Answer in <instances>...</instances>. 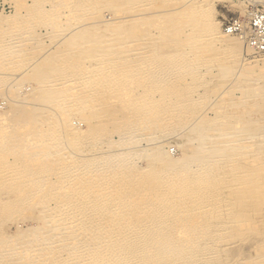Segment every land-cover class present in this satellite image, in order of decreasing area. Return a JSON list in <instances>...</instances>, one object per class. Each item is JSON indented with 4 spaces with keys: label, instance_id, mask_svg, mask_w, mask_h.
I'll return each mask as SVG.
<instances>
[{
    "label": "rangeland",
    "instance_id": "1",
    "mask_svg": "<svg viewBox=\"0 0 264 264\" xmlns=\"http://www.w3.org/2000/svg\"><path fill=\"white\" fill-rule=\"evenodd\" d=\"M37 3V0H0V41L4 43L5 40V43H2L3 46H0V136L3 137H0V142L8 145L12 143V145H9L11 148L9 150L10 153L8 151L0 158V187L3 188H0V211L4 209L7 211V209L10 208V210L8 209L9 212H5L8 216L4 217V219H8V217L9 219L0 221V250L4 252L6 249V252H8L11 251L9 249L10 247L13 249V251L9 252L12 253L9 254L11 259L6 260H9L8 262L11 264H49L51 260H53L51 264H55V261L60 264L62 260L59 259L66 258L65 256L70 253L78 256L82 250L83 252L80 256H84L90 254V251L95 248L102 251V245L105 247L108 241L103 230L112 229L108 227L110 224H116L117 214L121 212L120 215L130 216L127 221L128 224L136 225V222L138 224L142 222L140 221L142 217H140L141 214L139 215L138 213L137 215L136 213L131 215L128 209L122 208V205L123 207H127L131 204L132 197L135 196L134 194L142 196L145 194L144 197L147 198L152 194L158 195L154 190L156 188L155 185H152L153 181L151 178L154 177L158 179L160 173L154 170L152 165H149L147 156H153L161 161L162 159L156 155V152L161 150L167 153L174 161L182 160L187 149L191 150L190 152H195V150L194 147H190L189 144H184L185 141L184 138L181 139V133L187 134L189 132L198 131V125H200L203 120H207L210 123L207 124L208 126L204 124L203 127H211L208 133L219 135V137L215 139L212 138L211 140L214 142V149L216 148L215 150H217V152H215L217 154V159L219 158V166L213 175H218L219 178L221 177V185L222 188H224L219 192L220 195L218 194V200L222 202L221 208L223 209L218 210H222L220 221L215 219V222L218 223L217 228L220 226L224 230L220 228L217 229L215 227L216 225L213 224L214 226L212 225L210 228L215 231L213 232V230H210L211 232L209 233L211 238H215H212L213 240L211 239V241H214L210 242L211 248L218 247L215 248V250L218 251L217 255L216 252H214L216 257L214 264H264V188H262L264 187V50L258 49L256 45H251V42H256L261 39L264 44V30L257 31L251 28L252 25L249 23V15L254 12H264V0H39V3ZM33 8L36 11H34ZM46 13L49 16H47ZM112 16L114 18H112ZM245 21H249L248 25ZM238 22L245 23L246 31L243 33L239 30L229 32V28L237 26ZM219 34L224 36V40H220L216 37ZM16 37L17 39L19 37V39L17 40ZM238 39L241 40L242 44H239ZM6 40H9V42ZM15 55H17L19 59L16 58L17 56L15 57ZM182 61L188 65H185V67L187 66L186 68L178 70V66L176 69L172 66V63L177 65L182 63ZM160 63L166 64L164 70L168 72L171 71L169 73L173 72L167 75L169 80H167V83L164 82V84H159L157 82L153 83L150 78L152 69H158L163 65ZM95 73H97L96 76ZM197 83L200 84L197 85ZM151 85L155 86V88ZM188 86H190L192 90L189 93V99H193L196 103H191L190 105L187 102L186 105L183 106L185 109L183 108L181 110V108H175L169 113L166 112L165 108L167 107H163L164 109L156 107V103H159L162 95H168V93L170 94L169 96L186 94L187 92L185 93L182 90L190 88ZM176 87H178V89H183L175 92L174 90H176ZM45 89L47 90L45 91ZM201 95L202 97H200ZM141 96H147L149 99L146 98L144 102H139ZM134 99L138 100L134 101ZM108 100L110 102H107ZM148 100L149 102L151 101L150 104ZM156 100L159 101L156 102ZM125 102H127V104ZM144 103L146 105L143 106ZM151 104L153 105L152 108ZM145 106L149 108L147 109ZM190 106H192L191 109ZM155 107L156 110L154 109ZM66 114H68V116ZM156 116H158L157 120ZM153 117L159 122L158 124L154 121ZM169 118H171V120ZM35 120H37L38 123L35 122ZM145 120H148L150 123L148 122L143 126L140 121ZM87 122H92L90 124L93 125L96 130V137L94 135L90 138L91 134H88L86 131ZM19 124L21 127L18 126ZM134 126H136L135 129H130ZM194 128L196 130L190 131ZM80 133L84 134L83 141L77 140V135ZM161 134L163 135L161 136ZM124 136L129 138L127 142H122L123 140L121 139ZM93 138L95 141H93ZM182 140L184 142H182ZM117 141L119 142L117 143ZM203 144L205 148H213L207 141L203 142ZM62 148H64V151ZM19 149L20 151H17ZM22 149L24 151H22ZM114 149L115 151L123 152L130 150L131 152L138 151L137 153L139 155L145 150L144 153L146 156L142 158V156L140 157L138 155L134 157V160L130 161L127 168L125 167L123 170L121 168L120 173L122 176L126 175V178L122 179L118 177L119 179L116 178L117 181L112 185L109 181L105 182L103 179L100 170L101 167L99 168L97 165V167L94 168L93 164L95 161L98 163L97 157L100 158L99 155L102 154V151ZM81 150H83V152ZM215 150L209 151V153H213ZM73 151H75V153ZM95 151L98 155H96L97 153ZM64 152L66 155L64 154L63 157L61 155ZM14 154H20L25 161L21 159V162L17 165L14 163ZM5 155H9L8 158H6L7 156ZM37 155H40L41 158ZM46 156L49 159L43 160ZM71 157L72 160H70ZM12 158H14V162ZM34 158H36L37 163H35ZM32 159H34V163H32ZM27 160L29 162L28 166H34L33 170L37 173L33 172L31 174L27 171L29 170V167L26 165V163L28 164V162H26ZM79 161H81L82 164ZM92 161L94 162L92 163ZM154 162L155 161H152V163ZM164 162L165 161L162 160L161 165L158 166H164L162 164ZM23 165H26L28 169L25 168L23 170ZM96 169L97 173L95 172ZM48 171L49 173L47 174ZM44 172L45 174H43ZM83 172L86 175H84ZM98 173L99 176L96 175ZM51 174L55 177L53 175L51 176ZM76 174L78 179H76V177L74 178ZM121 174H119V176H121ZM131 174L134 179L139 177L136 179V184L130 181L131 177L128 178ZM41 178L46 183L42 181ZM16 179L17 181H15ZM100 179L103 180L100 182ZM96 181L99 184L98 186ZM118 181L121 182V184ZM122 181H124V186ZM54 184L56 186H54ZM114 188H117V190ZM50 190L53 193L49 192ZM255 193L257 194L254 195ZM92 196H94L95 199ZM108 197L113 200L114 198L120 197L119 202L121 203L122 200L123 203H119L113 208V202L110 201L106 203V201L109 200ZM25 198L28 201L26 203ZM81 198L85 201L87 200L86 202L89 204L85 203ZM93 199L98 201L95 203ZM105 199L106 201L104 202ZM19 200L22 203H20ZM256 202L258 204H256ZM97 203H99V205ZM70 204H75V206H71ZM79 204L82 207H80ZM90 204L91 209L89 206ZM22 205L25 206V208H23ZM118 205L120 209H117ZM12 206H14V208ZM63 206L70 208V210H64L65 215L61 210ZM93 206H95V208ZM109 207L110 209H108ZM49 209L52 210V212ZM93 209L98 213L94 212ZM80 210H82V212H80ZM108 210H110L112 216L110 212H107ZM112 210L114 211L113 213ZM54 211H56V213H54ZM61 211L62 213H60ZM90 211L94 213L92 215L91 212V216ZM202 211L204 213V208ZM78 212L80 213L78 214ZM200 212H195V214H190L189 212L185 213L184 217H180V219L175 218V220H171V222H173V225L178 223L175 226L182 231L187 229L185 231L187 233L189 229L194 227L196 232H201L203 234V225L210 222L212 224L214 219L212 221L204 219L206 218L205 215L202 213L200 214ZM48 213L50 215L57 214L56 216H59L60 218H58L60 220L57 218V221L56 217L54 221L53 218L50 220ZM71 213L73 218H70ZM75 213L77 215H75ZM95 213L98 216H96ZM67 214L68 216H66ZM81 214H83V217ZM88 215L91 217V220ZM202 215L204 218L201 217ZM133 216H135L134 219ZM196 216H198L197 219L195 218ZM92 217H94V219ZM75 220L77 221L75 222ZM55 221L58 225H56ZM68 221L70 223L66 225L65 223ZM71 221L75 225L71 224ZM91 221L93 222L92 224ZM100 221H102L101 224ZM109 221L110 224H108ZM191 221H193V223ZM97 222H99V224ZM84 223L90 225L87 226L85 224L84 226ZM59 224H61L60 227ZM63 224L66 225L67 228L66 226L64 227ZM222 224L224 226H222ZM2 225H4V227H2ZM76 225H83L82 230L78 231ZM105 227H107V229ZM94 228L96 230H94ZM216 229L218 232L219 230L222 232L217 234ZM41 231L42 237L40 234ZM62 231L67 233L63 234ZM71 231H74V233ZM31 232L38 235L35 237V240L31 237L33 235ZM91 232H94L92 235L93 238L92 236L89 237V235L92 234ZM112 232L114 233L113 230ZM115 232H117L116 229ZM215 232L216 234H214ZM205 234H203L204 237L202 235L200 237H207L208 234ZM213 234L215 237L212 236ZM20 239H22L23 242H21ZM29 239H33V242L31 241V244L29 243L28 246H25L24 241H26L25 243L30 242ZM43 239H47V242H49L52 247L46 245V247L43 248L41 245L42 241L44 242ZM67 239H69V241ZM12 241L13 244L11 243ZM75 243H79V245ZM36 244H39L40 247L38 246V248H36ZM70 245L71 248L69 247ZM23 246L25 248L28 247V250L25 249L26 251L32 250V254H30V252L25 253V250L23 252L20 251V247L24 248ZM84 246L89 247H86L88 250ZM221 247L222 249H220ZM55 248L59 251L57 252ZM76 248L80 249L77 250ZM214 248H212V250ZM37 249L42 250L40 251V259L34 261V252H36ZM21 252L22 256L20 255ZM37 253L39 254V251L36 252V255ZM18 255L21 259L17 257ZM55 255L57 257H54ZM93 256V253L87 258L85 256L83 261L86 263H82L95 264ZM24 257L28 258L25 259ZM74 257L76 258V256ZM100 257V255H97V262L101 261ZM76 259L81 260L82 258ZM147 261L153 264L152 259ZM148 263L144 262V264Z\"/></svg>",
    "mask_w": 264,
    "mask_h": 264
},
{
    "label": "bare ground",
    "instance_id": "2",
    "mask_svg": "<svg viewBox=\"0 0 264 264\" xmlns=\"http://www.w3.org/2000/svg\"><path fill=\"white\" fill-rule=\"evenodd\" d=\"M38 1V3H39V0H37ZM57 1V0H56ZM49 2V1H48ZM64 2V1H63ZM96 2V1H95ZM145 2V1H144ZM37 3V4H38ZM58 3V2H57ZM134 3V2H133ZM140 3V2H139ZM25 4V3H24ZM73 4V3H72ZM198 4V3H197ZM36 5V4H35ZM44 5H45V3H44ZM55 5V4H54ZM58 5V4H57ZM134 5V4H133ZM37 6V5H36ZM60 6V5H59ZM131 6H132V3H131ZM147 6V5H146ZM34 7V6H33ZM52 7V6H51ZM65 7V6H64ZM197 7V6H196ZM199 7V6H198ZM39 8V7H38ZM50 8V7H49ZM60 9V8H59ZM198 9V8H197ZM31 10V9H30ZM33 10H34V8H33ZM47 10V9H46ZM70 10V9H69ZM205 10H206V8H205ZM28 11V10H27ZM34 11H36V10H34ZM40 11V10H39ZM57 11H59V10H57ZM200 11V10H199ZM29 12V11H28ZM41 12V11H40ZM49 12V11H48ZM69 12V11H68ZM195 12H197V11H195ZM193 13V12H192ZM41 14V13H40ZM53 14V13H52ZM59 14H61V13H59ZM70 14V13H69ZM19 15V14H18ZM46 15H47V13H46ZM113 15V14H112ZM47 16H49V15H47ZM77 16V15H76ZM26 17V16H25ZM37 17V16H36ZM51 17V16H50ZM53 17V16H52ZM114 17H115V15H114ZM113 16H112V18H114ZM4 18V17H3ZM44 18V17H43ZM55 18V17H54ZM2 19V18H1ZM5 19H6V17H5ZM46 20V19H45ZM73 20V19H72ZM30 21V20H29ZM38 21V20H37ZM62 21H64V20H62ZM67 21V20H66ZM27 22V21H26ZM69 23V22H68ZM3 24V23H2ZM8 24V23H7ZM14 25V24H13ZM113 25H115V24H113ZM8 26V25H7ZM72 26V25H71ZM74 26V25H73ZM2 27H3V25H2ZM22 28V27H21ZM72 29V28H71ZM6 30V29H5ZM4 30V31H5ZM21 32H22V30H21ZM55 32V31H54ZM21 34V33H20ZM3 35H5V34H3ZM2 35V36H3ZM213 35V34H212ZM46 36V35H45ZM113 36V35H112ZM233 36V35H232ZM9 37V36H8ZM14 37V36H13ZM12 37V38H13ZM215 37V36H214ZM218 39H220V40H224L223 38H224V36L223 35H217L216 36ZM216 37H215V39H216ZM37 38V37H36ZM6 39V38H5ZM16 39H17V37H16ZM18 39H19V37H18ZM17 39V40H18ZM22 39V38H21ZM24 39V38H23ZM46 39V38H45ZM34 40H35V38H34ZM6 41H8L9 42V40H6ZM10 41H12V40H10ZM238 41H239V44H242V42H241V40H239L238 39ZM1 42V41H0ZM7 42V43H8ZM13 42V41H12ZM197 42V41H196ZM2 43L3 42H1V45L0 46H3L2 45ZM4 43H5V40H4ZM3 43V44H4ZM11 43V42H10ZM14 43H16V42H14ZM19 43H20V41H19ZM32 43V42H31ZM100 43V42H99ZM194 43V42H193ZM192 43V44H193ZM68 44V43H67ZM156 44V43H155ZM68 46V45H67ZM5 48V47H4ZM14 48V47H13ZM8 49V48H7ZM15 49V48H14ZM20 49V48H19ZM5 50V49H4ZM9 50V49H8ZM10 50H11V48H10ZM231 50V49H230ZM1 51V50H0ZM7 51V50H6ZM74 51V50H73ZM86 51V50H85ZM137 51V50H136ZM16 52V51H15ZM72 52V51H71ZM75 52V51H74ZM4 53V52H3ZM68 53V52H67ZM114 53V52H113ZM172 53V52H171ZM236 53V52H235ZM2 54V53H1ZM62 54V53H61ZM20 55V54H19ZM55 55V54H54ZM60 55V54H59ZM171 55H173V54H171ZM220 55V54H219ZM6 56V55H5ZM17 55H15V57H16ZM65 56H66V54H65ZM71 56V55H70ZM69 56V57H70ZM56 57V56H55ZM68 57V58H69ZM96 57V56H95ZM124 57V56H123ZM131 57V56H130ZM200 57V56H199ZM16 58H18V56L16 57ZM54 58V57H53ZM67 58V57H66ZM72 58V57H71ZM209 58V57H208ZM19 59V58H18ZM65 59V58H64ZM86 59V58H85ZM162 59V58H161ZM202 59V58H201ZM210 59V58H209ZM219 59V58H218ZM53 60H56V59H53ZM61 60V59H60ZM66 60V59H65ZM166 60V59H165ZM203 60V59H202ZM204 60H207V59H204ZM212 60V59H211ZM253 60H255V59H253ZM6 61V60H5ZM4 61V62H5ZM67 61V60H66ZM140 61V60H139ZM171 61V60H170ZM3 62V63H4ZM48 62V61H47ZM65 62V61H64ZM162 62V61H161ZM164 62V61H163ZM252 62V61H251ZM251 62H250V64H251ZM54 63V62H53ZM125 63V62H124ZM165 63H166V61H165ZM171 63V62H170ZM169 63V64H170ZM209 63V62H208ZM245 63V62H244ZM46 64V63H45ZM60 64V63H59ZM65 64H67V63H65ZM109 64V63H108ZM113 64V63H112ZM127 64V63H126ZM130 64V63H129ZM160 64H163V63H160ZM174 64V65H173ZM203 64V63H202ZM2 65V64H1ZM115 65H117V64H115ZM123 65V64H122ZM166 64H163L160 68H158V69H152V71H151V79H152V81H153V83H155V82H157V83H159V84H161V83H163L164 84V82L165 83H167V80H169V78H167V75H170V74H172V73H169V72H171V71H167V70H164L165 69V66ZM185 65H187V64H185V62L184 61H182V63H179V64H177V65H175V63H172V66H174V68L176 69V67L178 66V70H181V69H184V68H186L185 67ZM190 65V64H189ZM252 65V64H251ZM5 66V65H4ZM7 66V65H6ZM46 66V65H45ZM53 66V65H52ZM91 66V65H90ZM120 66V65H119ZM170 66H171V64H170ZM170 66H168V67H170ZM3 67V66H2ZM106 67V66H105ZM113 67V66H112ZM134 67V66H133ZM202 67V66H201ZM94 68V67H93ZM92 68V69H93ZM115 68H116V66H115ZM114 68V69H115ZM120 68H121V66H120ZM123 68V67H122ZM140 68V67H139ZM143 68H145V67H143ZM150 68V67H149ZM4 69V68H3ZM102 69V68H101ZM134 69V68H133ZM62 70V69H61ZM135 70H137V69H135ZM146 70V69H145ZM144 70V71H145ZM150 70H151V68H150ZM1 71V70H0ZM96 71H97V69H96ZM115 71V70H114ZM125 71V70H124ZM128 71V70H127ZM139 71V70H138ZM185 71V70H184ZM103 72V71H102ZM121 72V71H120ZM162 72V73H161ZM88 73V72H87ZM94 73V72H93ZM108 73V72H107ZM115 73V72H114ZM119 73V72H118ZM130 73V72H129ZM149 73V72H148ZM180 73V72H179ZM184 73V72H183ZM191 73V72H190ZM79 74V73H78ZM82 74V73H81ZM85 74V73H84ZM96 74L97 73H95V76H96ZM112 74V73H111ZM60 75V74H59ZM90 75H92V74H90ZM100 75V74H99ZM135 75V74H134ZM87 76V75H86ZM98 76V75H97ZM145 76H146V74H145ZM166 76V77H165ZM180 76H182V75H180ZM185 76V75H184ZM195 77V76H194ZM196 77H197V75H196ZM50 78V77H49ZM84 78V77H83ZM90 78V77H89ZM132 78V77H131ZM200 78H202V77H200ZM200 78H198V79H200ZM1 79V78H0ZM81 79V78H80ZM86 79V78H85ZM84 79V80H85ZM126 79V78H125ZM150 79V80H151ZM197 79V80H198ZM72 80H73V77H72ZM77 80H78V78H77ZM109 80V79H108ZM205 80V79H204ZM89 81V80H88ZM151 81V82H152ZM203 81V80H202ZM71 82V81H70ZM117 82V81H116ZM136 82V81H135ZM134 82V83H135ZM138 82V81H137ZM89 83V82H88ZM97 83V82H96ZM113 83V82H112ZM120 83V82H119ZM141 83V82H140ZM139 83V84H140ZM156 83V84H157ZM178 83V82H177ZM194 83V82H193ZM61 84V83H60ZM90 84V83H89ZM101 84H102V82H101ZM198 84H200V83H197V85ZM118 85V84H117ZM136 85V84H135ZM183 85H185V84H183ZM194 85V84H193ZM196 85V84H195ZM45 86V85H44ZM47 86V85H46ZM57 86V85H56ZM137 86V85H136ZM146 86V85H145ZM144 86V87H145ZM152 86V85H151ZM165 86V85H164ZM50 87V86H49ZM51 87H53V86H51ZM91 87V86H90ZM116 87V86H115ZM152 87H154L155 88V86H152ZM152 87H151V89H152ZM187 87V86H186ZM188 87H190V86H188ZM1 88V87H0ZM36 88V87H35ZM39 88V87H38ZM47 88V87H46ZM58 88V87H57ZM94 88H96V87H94ZM195 88V87H194ZM147 89V88H146ZM180 89H183V88H179L178 89V87H176V90H174L175 92H178V90H180ZM185 89V88H184ZM47 89H45V91H46ZM94 90H96V89H94ZM93 90V91H94ZM137 90V89H136ZM159 90V89H158ZM33 91V90H32ZM44 91V90H43ZM44 91V92H45ZM50 91V90H49ZM147 91V90H146ZM173 91V92H174ZM183 92H187L186 94H182V95H179V94H176V96H169L170 94L168 93V95H162L161 96V99H160V101L159 100H156V102L157 101H159V103L157 102L156 103V107H158V108H161V109H164L163 107H167V108H165L166 109V112H171V111H173V109H175V108H181V110L184 108L183 106L184 105H186V103L188 102L190 105H191V103L193 104V103H196L193 99H189V96H190V92L192 91L191 90V87L190 88H187L186 90H182ZM97 92V91H96ZM61 93V92H60ZM143 93H144V91H143ZM195 93V92H194ZM200 93V92H199ZM56 94V93H55ZM155 94V93H154ZM61 95V94H60ZM135 95V94H134ZM143 95V94H142ZM145 95V94H144ZM200 95V94H199ZM203 95V94H202ZM202 95L200 96V97H202ZM139 96V95H138ZM137 96V97H138ZM154 96V95H153ZM205 96V95H204ZM239 96V95H238ZM65 97V96H64ZM136 97V96H135ZM199 97V98H200ZM52 98V97H51ZM60 98V97H59ZM140 98V97H139ZM146 98H148L149 99V97H147V96H141V98H140V101L139 102H144V100L146 99ZM153 98V97H152ZM194 98V97H193ZM52 99H54V98H52ZM42 100V99H41ZM136 100H138V99H136ZM135 99H134V101H136ZM97 101V100H96ZM56 102V101H55ZM107 102H110L109 100L107 101ZM124 102V101H123ZM123 102H122V104H123ZM128 102V101H127ZM127 102H125L126 104H127ZM129 102H130V100H129ZM148 102H149V100H148ZM45 103V102H44ZM136 103V102H135ZM151 103V101L149 102V104ZM152 103H154V102H152ZM47 104V103H46ZM108 104V103H107ZM131 104H132V102H131ZM148 104V103H147ZM18 105V104H17ZM62 105H64V104H62ZM140 105V104H139ZM142 105V104H141ZM144 105H146L145 103L143 104V106ZM152 105V104H151ZM155 105V104H154ZM243 105H244V103H243ZM97 106V105H96ZM132 106V105H131ZM130 106V107H131ZM136 106V105H135ZM195 106V105H194ZM33 107V106H32ZM35 107V106H34ZM50 107V106H49ZM58 107V106H57ZM72 107V106H71ZM104 107V106H103ZM106 107V106H105ZM117 107V106H116ZM125 107V106H124ZM126 107H127V105H126ZM146 107V106H145ZM144 107V108H145ZM153 107V105L151 106V108ZM156 107L154 108L155 110H156ZM188 107H189V105H188ZM191 107L192 106H190V109H191ZM115 108V107H114ZM121 108V107H120ZM119 108V109H120ZM138 108V107H137ZM147 108V107H146ZM149 108V107H148ZM147 108V109H148ZM33 109V108H32ZM131 109V108H130ZM138 109H140V108H138ZM160 109V110H161ZM185 109V108H184ZM192 109H194V108H192ZM26 110V109H25ZM24 110V111H25ZM98 110V109H97ZM129 110V109H128ZM144 110V109H143ZM188 110V109H187ZM34 111V110H33ZM102 111H104V110H102ZM111 111V110H110ZM109 111V112H110ZM135 111H136V108H135ZM154 111V110H153ZM94 112V111H93ZM115 112V111H114ZM190 112V111H189ZM51 113V112H50ZM64 113H65V111H64ZM92 113V112H91ZM102 113V112H101ZM158 113V112H157ZM184 113H186V112H184ZM98 114V113H97ZM105 114V113H104ZM120 114H121V112H120ZM164 114V113H163ZM166 114V113H165ZM182 114H183V112H182ZM211 114V113H210ZM23 115V114H22ZM39 115V114H38ZM67 116H68V114H66ZM149 115V114H148ZM152 115V114H151ZM155 115V114H154ZM157 115V114H156ZM166 115H168V114H166ZM261 115V114H260ZM96 116H98V115H96ZM150 116V115H149ZM173 116V115H172ZM14 117V116H13ZM29 117V116H28ZM51 117H52V115H51ZM99 117V116H98ZM157 117L158 116H156V120H157ZM169 117V116H168ZM180 117H181V115H180ZM16 118V117H15ZM48 118V117H47ZM50 118V117H49ZM106 118V117H105ZM164 118V117H163ZM172 118V117H171ZM171 118H169L170 120H171ZM20 119V118H19ZM36 119V118H35ZM153 119H154V117H153ZM166 119V118H165ZM165 119H161V120H165ZM175 119V118H174ZM214 119V118H213ZM23 120H25V119H23ZM26 120H27V117H26ZM30 120V119H29ZM94 120V119H93ZM92 120V121H93ZM117 120V119H116ZM120 120V119H119ZM155 119H154V121L155 122H157ZM169 120V121H170ZM177 120V119H176ZM18 121V120H17ZM45 121V120H44ZM71 121V120H70ZM88 121V120H87ZM90 121V120H89ZM97 121V120H96ZM104 121V120H103ZM160 121V120H159ZM211 121V120H210ZM25 122V121H24ZM27 122V121H26ZM35 122H37V120H35ZM56 122H57V120H56ZM95 122V121H94ZM106 122V121H105ZM144 122V123H143ZM149 121L148 120H145V121H140V123L144 126V124H146V123H148ZM162 122H164V121H162ZM177 122V121H176ZM17 123V122H16ZM15 123V124H16ZM38 123V122H37ZM60 123V122H59ZM58 123V124H59ZM73 123H75V122H73ZM90 123H92V122H90ZM89 122H87V132H88V134H91L90 135V138H92L94 135H95V128H94V126L93 125H91ZM101 123V122H100ZM150 123V122H149ZM159 122H157V124H158ZM161 123V122H160ZM173 123V122H172ZM181 123V122H180ZM208 123H210V122H208L207 120H203V122L200 124V125H198V131H194V132H189V133H187V134H182L181 133V135H182V138L181 139H183L184 138V141L182 140V142H184V144H189V146L190 147H194V150H195V152H190L191 150H189V149H187L186 151V154H184V157H183V159L182 160H179V161H174V160H172L171 158H170V156L167 154V153H164L163 151H161V150H158L157 152H156V155L159 157V158H161L163 161H165L164 163H162L164 166H158V165H161V162H162V160L160 161L159 159H157V158H154L153 156H151V157H149V156H147V158H148V162H149V165H152L153 166V169L154 170H157V172H159L160 174H159V176H158V179H155L154 177H152L151 178V180L153 181V183H152V185L154 186L155 185V188L156 189H154L155 190V192H157L158 193V195H153L152 193V195H150L149 196V198H147V197H144V195L142 196V195H137V194H134L135 196H133L132 197V203L131 204H129L127 207L125 206V207H123V205H122V208L123 209H128V211H129V214H136L137 213V215H138V213H139V215H140V217H141V219H140V221H142V222H140L139 224L136 222V225H137V227H136V225L134 224V225H132V224H128V218H130V216L129 217H127L125 214V216H123V215H120L121 214V212H120V214H117V216H116V224H110V221H109V223L108 224H110L109 225V227L108 228H112V229H108V230H103L104 231V234H105V237H107V239H108V241H107V243L105 244V247L102 245V251H99V250H97L96 248L94 249V250H91L90 252V254H92L93 253V259H95V264H144V262H147L148 263V261L147 260H149V259H152V262H153V264H214L215 262V259H216V257H215V255H214V252H216V255H217V252L218 251H216L215 250V248H218L216 245V247L214 248V247H212V248H214L213 250H212V248H211V243L210 242H214V241H211V239L213 238H211V235L209 234L212 230H211V228L210 227H212V225L214 224V225H216L215 227L217 228L218 226H217V224L218 223H216L215 222V219L216 220H219L220 221V215H221V213H222V208H221V203L222 202H220V200H218L219 199V192H221V190H223L224 188H222V185H221V177L219 178V176L218 175H213L214 174V172L216 171V169H217V167L219 166V161H218V159H217V154L215 153V152H217V150H215L214 149V147H213V144H214V142H212L211 140H212V138H217V137H219V135H216V134H214V135H212V134H209L208 132H210V129H211V127H203V125L205 124V125H207ZM24 124V123H23ZM57 124V123H56ZM77 124V123H76ZM135 124V123H134ZM154 124V123H153ZM174 124V123H173ZM227 124V123H226ZM166 125V124H165ZM177 125V124H176ZM13 126V125H12ZM18 126H20V124L18 125ZM25 126V125H24ZM27 126V125H26ZM85 126V125H84ZM99 126V125H98ZM155 126V125H154ZM208 126V125H207ZM21 127V126H20ZM96 127V126H95ZM135 127L136 126H134V127H131L130 129H135ZM166 127V126H165ZM187 127V126H186ZM8 128V127H7ZM177 128H178V126H177ZM36 129V128H35ZM4 130V129H3ZM2 130V131H3ZM19 130V129H18ZM76 130H78V129H76ZM174 130V129H173ZM178 130H180V129H178ZM193 130H196L195 128L194 129H192V130H190V131H193ZM167 131V130H166ZM175 131V130H174ZM173 131V132H174ZM124 132V131H123ZM130 133V132H129ZM161 133H163V132H161ZM171 133V132H170ZM3 134H5V133H3ZM2 134V135H3ZM87 134V133H86ZM1 135V134H0ZM26 135V134H25ZM80 135H82V136H80ZM163 134H161V136H162ZM165 135V134H164ZM174 135V134H173ZM14 136V135H13ZM92 136V137H91ZM160 136V135H159ZM263 136H264V134H263ZM0 137H2V136H0ZM5 137V136H4ZM28 137H30V136H28ZM88 137V136H87ZM95 137H96V135H95ZM148 137V136H147ZM165 137V136H164ZM174 137V136H173ZM3 138V137H2ZM153 138H154V136H153ZM155 138H156V136H155ZM159 138V137H158ZM46 139V138H45ZM128 137L126 138L125 136L121 139V140H123L122 142H127L128 141ZM134 139V138H133ZM157 139V138H156ZM171 139V138H170ZM181 139H180V141H181ZM77 140L78 141H83L84 140V134H82V133H80V134H78L77 135ZM89 140V139H88ZM138 140V139H137ZM148 140V139H147ZM150 140H151V138H150ZM167 140V139H166ZM3 141V140H2ZM93 141H95L94 140V138H93ZM179 141V142H180ZM205 141H207L213 148L211 149L210 147H204V144H203V142H205ZM4 142V141H3ZM9 142H10V140H9ZM12 142V141H11ZM22 142V141H21ZM40 142V141H39ZM119 141H117V143H118ZM122 142H121V144H122ZM149 142V141H148ZM224 142V141H223ZM32 143V142H31ZM89 143V142H88ZM135 143V142H134ZM175 143H176V141H175ZM16 144V143H15ZM34 144V143H33ZM39 144V143H38ZM79 144H81V143H79ZM128 144V143H127ZM130 144V143H129ZM223 144V143H222ZM9 145H12V143L11 144H9ZM8 144H4V143H2V142H0V158L1 157H3V155L4 154H6L11 148H10V146H9ZM29 145V144H28ZM31 145V144H30ZM89 145V144H88ZM118 145V144H117ZM125 145V144H124ZM148 145V144H147ZM155 145V144H154ZM220 145V144H219ZM16 146V145H15ZM14 146V147H15ZM83 146V145H82ZM96 146V145H95ZM127 146V145H126ZM136 146V145H135ZM246 146V145H245ZM248 146V145H247ZM35 147V146H34ZM39 147V146H38ZM130 147V146H129ZM132 147V146H131ZM137 147V146H136ZM139 147V146H138ZM217 147V146H216ZM29 148V147H28ZM33 148V147H32ZM49 148V147H48ZM76 148V147H75ZM128 148V147H127ZM145 148V147H144ZM221 148V147H220ZM18 149V148H17ZM55 149V148H54ZM79 149H80V147H79ZM123 149V148H122ZM239 149V148H238ZM15 150V149H14ZM51 150V149H50ZM62 150L64 151V148H62ZM61 150V151H62ZM90 150H92V149H90ZM99 150V149H98ZM119 150V149H118ZM212 150H215L213 153H209V151H212ZM16 151V150H15ZM17 151H20V149L19 150H17ZM22 151H24L23 149H22ZM39 151V150H38ZM41 151H43V150H41ZM82 152H83V150H81ZM81 151H79V152H81ZM88 151V150H87ZM86 151V152H87ZM126 151V150H125ZM141 151V150H140ZM144 151L145 150H143V152L142 153H140V155L137 153V152H134V151H132L131 152V150L130 151H126V152H123V151H115V149L114 150H108V151H102L101 153L102 154H100L99 155V157L100 158H98L97 157V159H98V163L95 161H92V163L94 162V164H93V166H94V168L95 167H97V165L99 166V168H100V170H101V173H102V175H103V179L105 180V182L106 181H109L112 185L114 184V182H116L117 180H116V178H126V175L125 176H122V174L120 173V169L122 168V170H123V168H127V166L130 164V161H132V160H134V157H136V156H142V158L143 157H145L146 156V154L144 153ZM233 151V150H232ZM26 152V151H25ZM72 152V151H71ZM74 153H75V151H73ZM96 152V151H95ZM153 152V151H152ZM243 152V151H242ZM9 153H10V151H9ZM11 153H12V151H11ZM14 153V152H13ZM78 153V152H77ZM90 153L92 154V152L90 151ZM94 153V152H93ZM97 153V152H96ZM232 153V152H231ZM25 154V153H24ZM23 154V155H24ZM38 154V153H37ZM44 154H46V153H44ZM64 154H65V152L64 153H62V155L61 156H63L64 157ZM243 154V153H242ZM13 155V154H12ZM34 155V154H33ZM43 155V154H42ZM49 155V154H48ZM47 155V156H48ZM66 155V154H65ZM67 155H68V153H67ZM73 155V154H72ZM79 155V154H78ZM96 155H98V153L96 154ZM226 155V154H225ZM247 155V154H246ZM245 155V156H246ZM5 156H7V155H5ZM9 156V155H8ZM8 156L6 157V158H8ZM38 156V155H37ZM40 156V155H39ZM38 156V157H39ZM46 156V158L45 159H43V160H48L49 158ZM51 156V155H50ZM53 156V155H52ZM59 156V155H58ZM71 156V155H70ZM90 156V155H89ZM93 156V155H92ZM95 156V155H94ZM222 156V155H221ZM220 156V157H221ZM248 156V155H247ZM73 157V156H72ZM72 157L70 158V160H72ZM225 157V156H224ZM15 158V162L13 161V159ZM14 158H12V161L14 162V163H16L17 165H19L18 163L19 162H21V159H22V157L20 156V154H14ZM25 158V157H24ZM26 158H27V156H26ZM30 158V157H29ZM40 158H41V156H40ZM56 158V157H55ZM92 158H95V157H92ZM35 159V163H37V161H36V158H34ZM34 159H32L33 160V162L32 163H34ZM52 159V158H51ZM78 159V158H77ZM96 159V158H95ZM139 159V158H138ZM1 160V159H0ZM22 160H24V159H22ZM29 160V159H28ZM28 160L26 161V162H28ZM63 160V159H62ZM65 160H66V158H65ZM87 160V159H86ZM141 160V159H140ZM5 161V160H4ZM25 161V160H24ZM23 161V162H24ZM29 161H31V160H29ZM41 161H42V159H41ZM40 161V162H41ZM68 161V160H67ZM81 161H83V160H81ZM81 161H79V162H81ZM152 161H155L154 163H152ZM221 162H223L222 160H220ZM233 161V160H232ZM26 162H24V163H26ZM39 162V163H40ZM51 162V161H50ZM54 162V161H53ZM56 162V161H55ZM78 162V161H77ZM255 162H256V160H255ZM7 163V162H6ZM11 163V162H10ZM84 163V162H83ZM91 163V162H90ZM92 163H91V165H92ZM229 163V162H228ZM232 163V162H231ZM230 163V164H231ZM236 163V162H235ZM8 164V163H7ZM6 164V165H7ZM81 164H82V162H81ZM85 164V163H84ZM133 164V163H132ZM135 164V163H134ZM166 164V165H165ZM5 165V164H4ZM14 165V164H13ZM26 165L28 166L29 165V162H28V164L26 163ZM24 166V168H23V170L27 167V166ZM50 165V164H49ZM66 165V164H65ZM78 165V164H77ZM233 165V164H232ZM235 165V164H234ZM16 166V165H15ZM38 166V165H37ZM53 166V165H52ZM71 166V165H70ZM81 166H83V165H81ZM86 166H90V165H86ZM29 167V170H27L29 173H33V172H35L34 170H33V168H34V166L32 167V166H28ZM39 167V166H38ZM56 167V166H55ZM59 167V166H58ZM132 167V166H131ZM151 167V166H150ZM222 167H224V166H222ZM229 167V166H228ZM3 168V167H2ZM1 168V169H2ZM5 168V167H4ZM9 168V167H8ZM20 168V167H19ZM22 168H21V171H22ZM48 168V167H47ZM50 168H52V167H50ZM75 168V167H74ZM78 168V167H77ZM13 169V168H12ZM26 169H28V168H26ZM36 169V168H35ZM54 169V168H53ZM56 169V168H55ZM67 169V168H66ZM72 169V168H71ZM81 169V168H80ZM87 169V168H86ZM91 169H93V168H91ZM244 169V168H243ZM20 170V169H19ZM39 170V169H38ZM60 170H61V168H60ZM63 170V169H62ZM241 170V169H240ZM18 171V170H17ZM26 171V172H27ZM41 171V170H40ZM44 171V170H43ZM47 171V170H46ZM50 171V170H49ZM49 171L47 172V174L49 173ZM67 171V170H66ZM81 171V170H80ZM83 171V170H82ZM97 171V169L95 170V172ZM245 171V170H244ZM4 172H5V170H4ZM19 172V171H18ZM65 172V171H64ZM73 172V171H72ZM86 172V171H85ZM94 172V173H95ZM99 172V171H98ZM127 172V171H126ZM24 173V172H23ZM35 173H37V172H35ZM58 173V172H57ZM70 173V172H69ZM84 173V172H83ZM91 173V172H90ZM97 173V172H96ZM100 173V174H101ZM124 173V172H123ZM128 173V172H127ZM243 173V172H242ZM7 174H9V173H7ZM6 174V175H7ZM15 174V173H14ZM22 174V173H21ZM40 174V173H39ZM43 174H45V172L43 173ZM78 174V173H77ZM77 174H76V176H74V178L76 177V179H78V176H77ZM88 174V173H87ZM119 174H121V176H119ZM248 174V173H247ZM247 174H246V176H247ZM3 175V174H2ZM35 175V174H34ZM53 174H51V176H52ZM68 175V174H67ZM74 175V174H73ZM84 175H86L85 173H84ZM96 175H98L99 176V173L98 174H96ZM28 176V175H27ZM37 176V175H36ZM40 176H42V175H40ZM46 176V175H45ZM44 176V177H45ZM54 176V175H53ZM90 176V175H89ZM29 177V176H28ZM35 177V176H34ZM43 177V176H42ZM55 177V176H54ZM81 177V176H80ZM101 177V176H100ZM131 177V179H130V181H132V182H134V184H136V179H138V178H136V179H134V177H133V175L131 174V175H129L128 176V178H130ZM133 177V178H132ZM238 177V176H237ZM244 177V176H243ZM242 177V178H243ZM3 178V177H2ZM24 178V177H23ZM31 178V177H30ZM40 178V177H39ZM59 178H60V176H59ZM63 178V177H62ZM118 178V179H119ZM144 178V177H143ZM8 179V178H7ZM12 179V178H11ZM18 179V178H17ZM17 179L15 180V181H17ZM80 179H82V178H80ZM93 179V178H92ZM103 179H100V182H101V180H103ZM148 179V178H147ZM6 180V179H5ZM19 180V179H18ZM40 180V179H39ZM41 180H42V178H41ZM41 180H40V183H41ZM84 180V179H83ZM128 180V179H127ZM7 181V180H6ZM42 181H44V180H42ZM78 181V180H77ZM112 181V182H111ZM148 181V180H147ZM230 181V180H229ZM21 182H22V180H21ZM29 182V181H28ZM45 182V181H44ZM69 182V181H68ZM81 182V181H80ZM104 182V181H103ZM102 182V183H103ZM108 182V183H109ZM119 182V181H118ZM132 182H131V184H132ZM1 183V182H0ZM18 183V182H17ZM24 183H26V182H24ZM33 183V182H32ZM46 183V182H45ZM54 183V182H53ZM96 183H97V186L99 185L98 184V182L96 181ZM102 183H101V185H102ZM120 184H121V182H119ZM122 183H123V186H124V181H122ZM12 184V183H11ZM15 184V183H14ZM35 184V183H34ZM83 184V183H82ZM94 184V183H93ZM92 184V185H93ZM104 184V183H103ZM116 184V183H115ZM127 184V183H126ZM151 184V183H150ZM36 185V184H35ZM43 185V184H42ZM128 185V184H127ZM129 185H130V183H129ZM138 185V184H137ZM141 185V184H140ZM5 186V185H4ZM34 186V185H33ZM54 186H56L55 184H54ZM80 186V185H79ZM103 186V185H102ZM108 186V185H107ZM126 186V185H125ZM134 186V185H133ZM35 187V186H34ZM36 187H38V186H36ZM82 187V186H81ZM80 187V188H81ZM83 187H84V185H83ZM94 187V186H93ZM114 187H116V186H114ZM131 187H132V185H131ZM1 188V187H0ZM5 188V187H4ZM12 188V187H11ZM23 188V187H22ZM40 188V187H39ZM43 188V187H42ZM49 188V187H48ZM47 188V189H48ZM100 188V187H99ZM104 188V187H103ZM119 188V187H118ZM123 188V187H122ZM127 188H129V187H127ZM134 188V187H133ZM256 188V187H255ZM262 188H264V187H262ZM1 189H3V188H1ZM8 189V188H7ZM23 189H25V188H23ZM55 189V188H54ZM115 189V188H114ZM131 189V188H130ZM153 189V188H152ZM12 190V189H11ZM53 190V189H52ZM58 190V189H57ZM104 190H105V188H104ZM110 190V189H109ZM115 190H117V188L115 189ZM122 190H124V189H122ZM256 190H258V189H256ZM5 191V190H4ZM37 191V190H36ZM39 191V190H38ZM66 191V190H65ZM148 191V190H147ZM151 191H153V190H151ZM7 192V191H6ZM15 192V191H14ZM18 192H20V191H18ZM17 192V193H18ZM47 192V191H46ZM49 192H51V190L49 191ZM55 192V191H54ZM86 192V191H85ZM103 192V191H102ZM132 192V191H131ZM8 193V192H7ZM16 193V192H15ZM28 193V192H27ZM51 193H53V192H51ZM77 193V192H76ZM107 193V192H106ZM110 193V192H109ZM112 193V192H111ZM119 193V192H118ZM118 193H116V194H118ZM145 193V192H144ZM149 193H150V191H149ZM156 193V194H157ZM250 193H252V192H250ZM49 194V193H48ZM55 194V193H54ZM81 194V193H80ZM84 194V193H83ZM90 194V193H89ZM88 194V195H89ZM99 194V193H98ZM116 194H115V197H116ZM219 194V195H218ZM249 194V193H248ZM257 193H255L254 195H256ZM68 195V194H67ZM71 195V194H70ZM74 195H75V193H74ZM264 195V194H263ZM25 196V195H24ZM29 196H30V194H29ZM53 196V195H52ZM60 196V195H59ZM58 196V197H59ZM64 196H65V193H64ZM78 196V195H77ZM81 196V195H80ZM106 196V195H105ZM93 198H94V196H92ZM96 197L98 198V196L96 195ZM131 197V196H130ZM231 197V196H230ZM19 198V197H18ZM22 198V197H21ZM26 198H27V196H26ZM26 198H25V200H26ZM74 198V197H73ZM80 198V197H79ZM109 198V197H108ZM113 198V197H112ZM120 198V197H119ZM118 197L117 198H114V200L113 199H110L109 198V200L108 201H106V199L104 200V202L106 201V203L107 202H113L112 203V207L113 208H115L116 206L115 205H117V204H119L120 202H119V199ZM33 199H34V197H33ZM40 199V198H39ZM56 199V198H55ZM71 199V198H70ZM82 200H83V198H81ZM85 199V198H84ZM88 199H90V198H88ZM95 199V198H94ZM93 199V201H95ZM122 199V198H121ZM221 199V198H220ZM224 199V198H223ZM10 200V199H9ZM23 200V199H22ZM29 200V199H28ZM103 200V199H102ZM4 201H6V200H4ZM20 201V200H19ZM39 201V200H38ZM74 201V200H73ZM83 201H85V200H83ZM87 201V200H86ZM85 201V203H87ZM96 201H98V200H96ZM96 201H95V203H96ZM221 201H222V199H221ZM256 201V200H255ZM257 201H258V199H257ZM263 201H264V199H263ZM18 202V201H17ZM26 202H28L27 200L25 201V203ZM45 202V201H44ZM77 202V201H76ZM82 202V201H81ZM80 202V203H81ZM89 202V201H88ZM104 202H102V203H104ZM244 202V201H243ZM242 202V203H243ZM7 203H8V201H7ZM20 203H22L21 201H20ZM46 203V202H45ZM84 203V202H83ZM106 203H105V206H106ZM121 203H123L122 202V200H121ZM120 203V204H121ZM3 204V203H2ZM35 204V203H34ZM36 204H38V203H36ZM54 204H56V203H54ZM58 204V203H57ZM66 204V203H65ZM75 204H77V203H75ZM75 204L74 205H71V206H75ZM87 204H89V203H87ZM93 204V203H92ZM98 205H99V203H97ZM101 204V203H100ZM126 204V203H125ZM224 204V203H223ZM237 204V203H236ZM256 204H258L257 202H256ZM13 205H14V203H13ZM40 205V204H39ZM38 205V206H39ZM42 205H43V203H42ZM64 205V204H63ZM68 205H69V202H68ZM86 205V204H85ZM94 205H96V204H94ZM104 205V204H103ZM109 205V204H108ZM127 205V204H126ZM3 206V205H2ZM10 206V205H9ZM23 206V205H22ZM26 206H27V204H26ZM35 206V205H34ZM79 206H80V204H79ZM90 206V209H91V204L89 205ZM7 207V206H6ZM13 208H14V206H12ZM31 207V206H30ZM69 207V206H68ZM80 207H82V206H80ZM94 208H95V206H93ZM224 207H226V206H224ZM223 207V208H224ZM260 207V206H259ZM23 208H25V206H23ZM33 208V207H32ZM45 208V207H44ZM55 208V207H54ZM203 208H204V213H203ZM9 210H10V208H8ZM7 209V211L9 212V210ZM46 209H47V207H46ZM56 209V208H55ZM60 209H61V207H60ZM66 209H69L70 210V208H67V207H64L63 206V208L61 209L62 211H63V214L65 215V211L64 210H66ZM80 209V208H79ZM86 209V208H85ZM89 209V208H88ZM102 209H104V208H102ZM108 209H110V207L108 208ZM117 209H120L119 208V205H118V207H117ZM219 209H222L221 211H218ZM16 210V209H15ZM25 210V209H24ZM43 210V209H42ZM50 210V209H49ZM74 210V209H73ZM76 210V209H75ZM82 210H83V208H82ZM82 210H80V212H82ZM96 210V209H95ZM100 210V209H99ZM98 210V211H99ZM105 210H106V208H105ZM115 210V209H114ZM251 210V209H250ZM7 211H5V209L4 210H2V211H0V221H3V220H8L9 219V217H8V219H4V217H7L8 215H6L7 213H5V212H7ZM21 211V210H20ZM29 211V210H28ZM33 211V210H32ZM36 211V210H35ZM45 211V210H44ZM43 211V212H44ZM51 212H52V210H50ZM57 211H60V210H57ZM62 211L60 212V213H62ZM84 211V210H83ZM93 211H94V209H93ZM101 211V210H100ZM103 211V210H102ZM123 211V210H122ZM127 211V210H126ZM201 211V212H200ZM14 212V211H13ZM50 212V213H51ZM67 212V211H66ZM76 212V211H75ZM80 212H78V214L80 213ZM91 212L92 211H90V216H91ZM94 212H96V211H94ZM108 213L110 212V210H108L107 211ZM114 211L112 210V213H113ZM194 213L195 214V212H200V214L202 213L203 215H205V217L206 218H204V216L202 215L201 217H203L204 219H207V220H210V221H212L213 219H214V221H212V224H211V222L210 223H208V224H204L203 226V234H205V233H207L208 235H207V237H205V238H202V237H200L201 235L203 236V234L201 233V232H196V229H194V227L193 228H191V229H189V231H188V233L187 232H185V231H182L181 229H179L178 227H176L175 225L176 224H178V223H175V225H173V222H171V220H175V218L177 219H180V217H184L185 215V213ZM242 212V211H241ZM247 212H250V211H247ZM11 213H12V211H11ZM37 213V212H36ZM54 213H56V211H54ZM70 213V212H69ZM74 213V212H73ZM88 213V212H87ZM96 213H98V212H96ZM95 213V214H96ZM102 213V212H101ZM106 213V212H105ZM105 213H104V215H105ZM86 214V213H85ZM85 214H84V216H85ZM94 213L92 212V215H93ZM100 214V213H99ZM107 214V213H106ZM110 214H111V212H110ZM109 214V215H110ZM115 214V213H114ZM123 214V213H122ZM190 214H189V216H190ZM43 215V214H42ZM48 215H49V218H50V220L53 218V221H54V218L56 217V219L59 217V216H56L57 214H49L48 213ZM71 216H70V218H73L72 217V213L70 214ZM74 215V214H73ZM75 215H77L76 213H75ZM82 215V217H83V214H81ZM104 215H102V216H104ZM136 215V216H137ZM187 215V214H186ZM11 216H12V214H11ZM44 216V215H43ZM60 216H61V214H60ZM66 216H68V214L66 215ZM66 216H64V217H66ZM78 216H80V215H78ZM89 215H88V217H90ZM96 216H98L97 214H96ZM111 216H112V214H111ZM110 216V217H111ZM192 216H194V215H192ZM199 216V215H198ZM198 216H196L195 218L197 219V217ZM46 217V216H45ZM76 217V216H75ZM74 217V218H75ZM100 217H101V215H100ZM114 217V216H113ZM134 217L135 216H133V219H134ZM200 217V216H199ZM60 218V217H59ZM58 218V219H59ZM77 218V217H76ZM93 219H94V217H92ZM98 218V217H97ZM105 218V217H104ZM109 218V217H108ZM107 218V219H108ZM139 218V217H138ZM191 218V217H190ZM33 219V218H32ZM46 219V218H45ZM48 219V218H47ZM55 219V220H56ZM58 219H57V221H58ZM62 219V218H61ZM81 219V218H80ZM84 219H86V218H84ZM83 219V220H84ZM92 219V220H93ZM95 219H96V217H95ZM49 220V221H50ZM60 220V219H59ZM90 220H91V217H90ZM98 220H101V219H98ZM102 220H104V219H102ZM109 220V219H108ZM118 220V221H117ZM131 220V219H130ZM135 220H136V218H135ZM38 221V220H37ZM62 221V220H61ZM64 221H65V219H64ZM74 221V220H73ZM77 220H75V222H76ZM79 221V220H78ZM86 221V220H85ZM88 221H89V219H88ZM138 221V220H137ZM179 221V220H178ZM194 221V220H193ZM193 221H191L192 223H193ZM196 221V220H195ZM203 221V220H202ZM45 222V221H44ZM47 222V221H46ZM60 222V221H59ZM72 222V221H71ZM84 222V221H83ZM82 222V223H83ZM101 222L102 221H100V224H101ZM119 222V223H118ZM180 222V221H179ZM242 222V221H241ZM3 223V222H2ZM55 223H56V225H58V223L55 221ZM60 223H62V222H60ZM68 223H70L69 221L68 222H66L65 224L67 225ZM80 223V222H79ZM87 223V222H86ZM86 223H84V226H85V224ZM93 222L91 221V224H92ZM98 224H99V222H97ZM104 223V222H103ZM113 223V222H112ZM142 223V224H141ZM181 223V222H180ZM185 223V222H184ZM191 223V224H192ZM220 223V222H219ZM224 223V222H223ZM242 223H244V222H242ZM48 224V223H47ZM71 224H74L73 222L71 223ZM88 224V223H87ZM86 224V225H87ZM196 224V223H195ZM225 224H226V222H225ZM1 225V224H0ZM60 225L61 224H59V227H60ZM64 225V224H63ZM66 225H64V227L66 226ZM75 225V224H74ZM90 225V224H89ZM89 225H87V226H89ZM213 225V226H214ZM6 226V225H5ZM33 226V225H32ZM77 226V225H76ZM82 226L83 225H78L77 226V230L78 231H81L82 230ZM93 226V225H92ZM91 226V227H92ZM95 226H96V223H95ZM105 226V225H104ZM182 226H183V224H182ZM187 226V225H186ZM222 226H224L223 224H222ZM2 227H4V225H2ZM41 227V226H40ZM54 227H55V225H54ZM72 227V226H71ZM75 227V226H74ZM73 227V228H74ZM190 227V226H189ZM215 227H214V229H215ZM36 228V227H35ZM42 228V227H41ZM66 228H67V226H66ZM65 228V229H66ZM72 228V229H73ZM76 228V227H75ZM84 228H86V227H84ZM103 228V227H102ZM106 229H107V227H105ZM104 228V229H105ZM185 228H187V227H185ZM184 228V229H185ZM219 228L220 229H223V228H221L220 226H219ZM219 228H217V229H219ZM37 229V228H36ZM55 229H57V228H55ZM64 229V228H63ZM115 229L117 230V232H115ZM217 229H216V231H217ZM41 230V229H40ZM39 230V231H40ZM70 230H71V228H70ZM76 230V229H75ZM94 230H96L95 228H94ZM112 230L114 231V233L112 232ZM211 230V231H210ZM224 230V229H223ZM34 231V230H33ZM39 231H37V232H39ZM45 231V230H44ZM59 231V230H58ZM66 231H67V229H66ZM85 231H88V230H85ZM92 231V230H91ZM215 230H213V232H214ZM54 232V231H53ZM71 232H73L74 233V231H71ZM76 232V231H75ZM97 232V231H96ZM212 232V233H213ZM222 231H220L219 230V232L217 231V234H219V233H221ZM4 233V232H3ZM32 233V232H31ZM42 233V231L40 232V234ZM56 233V232H55ZM62 233L64 234V233H67V232H63L62 231ZM70 233V232H69ZM88 233V232H87ZM92 234L91 235H89V237L90 236H92L93 235V233L94 232H91ZM179 233H180V235H179ZM33 234V233H32ZM60 234V233H59ZM72 234V233H71ZM97 234V233H96ZM96 234H95V236H96ZM214 234H216V232L214 233ZM214 234L212 235V236H214ZM224 234V233H223ZM7 235V234H6ZM24 235V234H23ZM45 235V234H44ZM47 235V234H46ZM55 235V234H54ZM77 235H78V233H77ZM100 235H103V234H100ZM114 235V236H113ZM206 235V234H205ZM20 236V235H19ZM31 236V235H30ZM38 235H36V233L35 234H33L31 237L32 238H34V240H35V237H37ZM52 236V235H51ZM58 236V235H57ZM60 236V235H59ZM72 236V235H71ZM113 236V237H112ZM130 238H129V237ZM184 236H185V238H184ZM188 238H187V237ZM222 236V235H221ZM8 237H10V236H8ZM18 237V236H17ZM41 237H42V234H41ZM50 237V236H49ZM49 237H47V238H49ZM70 237V236H69ZM84 237V236H83ZM88 237V236H87ZM86 237V238H87ZM97 237V236H96ZM204 237V236H203ZM215 237V236H214ZM220 237V236H219ZM15 239H18V238H16V237H14ZM20 238V237H19ZM28 238H30V237H28ZM72 238H73V236H72ZM92 238H93V236H92ZM203 240H202V239ZM218 238V237H217ZM31 239V238H30ZM29 239V240H30ZM66 239V238H65ZM70 239V238H69ZM69 239H67L68 241H69ZM83 239V238H82ZM91 239V238H90ZM97 239V238H96ZM213 239H215V238H213ZM212 239V240H213ZM219 239V238H218ZM224 239V238H223ZM6 240V239H5ZM21 240V242H23L22 241V239H20ZM28 240V239H27ZM33 240V239H32ZM32 240H30V242H27V243H25L26 241H24V244H25V246L27 245H29V243L31 244L33 241ZM44 240V239H43ZM54 240V239H53ZM32 241V242H31ZM41 241V240H40ZM48 240L47 239H45L44 240V242L42 241V246H43V248H45L46 247V245H50L49 244V242H47ZM61 241V240H60ZM88 241H89V239H88ZM7 242V241H6ZM55 242V241H54ZM57 242H59V241H57ZM76 242V241H75ZM215 242H217V241H215ZM4 243V242H3ZM12 244H13V241L11 242ZM90 243H91V241H90ZM52 244V243H51ZM59 244V243H58ZM75 244H78L79 245V243H75ZM82 244V243H81ZM98 244V243H97ZM214 244V243H213ZM20 245V244H19ZM62 245V244H61ZM74 245V244H73ZM73 245H72V247H73ZM219 245V244H218ZM14 246H15V244H14ZM17 246V245H16ZM35 246V245H34ZM38 246H39V244L37 245L36 244V248H38ZM51 246V245H50ZM66 246V245H65ZM64 246V247H65ZM89 246V245H88ZM213 246V245H212ZM24 247V246H23ZM31 247H33V246H31ZM40 247V246H39ZM52 247V246H51ZM68 247V246H67ZM70 248H71V245L69 246ZM80 247H81V245H80ZM85 247V246H84ZM87 247V246H86ZM85 247V248H86ZM95 247V246H94ZM99 247V246H98ZM14 248H16V247H14ZM21 249H20V251H24L25 249L26 250H28V247H24V248H22V247H20ZM30 248V247H29ZM82 248H83V246H82ZM81 248V249H82ZM87 248H89V247H87ZM86 248V249H87ZM103 248H104V251H103ZM11 251H13V249L10 247L9 248ZM47 249V248H46ZM56 250H57V248H55ZM77 249V248H76ZM75 249V250H76ZM78 249H80V248H78ZM77 249V250H78ZM86 249H85V251H86ZM93 249V248H92ZM220 249H222V247L220 248ZM25 250V251H26ZM88 250V249H87ZM219 250V249H218ZM8 251V250H7ZM11 251H8V252H6V249H5V251L4 252H2L1 250H0V264H11V263H9L8 261L9 260H6V259H11V257H10V255L9 254H12V253H9V252H11ZM34 251H36V250H34ZM37 251H39V254L37 253V255H36V252ZM37 251L36 252H34V261H38V259H40V251H42V250H39V249H37ZM46 251V250H45ZM48 251V250H47ZM59 250H57V252H58ZM84 251V252H85ZM93 251V252H92ZM233 251V250H232ZM15 252H16V250H15ZM22 252L20 253V255L22 256ZM28 252H30V254H32V250H30V251H26L25 253H28ZM44 252V251H43ZM55 252V251H54ZM82 250H81V253L80 254H82ZM17 253V252H16ZM49 253V252H48ZM64 253V252H63ZM62 253V254H63ZM78 253V252H77ZM222 253V252H221ZM220 253V254H221ZM224 253V252H223ZM15 254V253H14ZM19 254V253H18ZM51 254V253H50ZM53 254H55V253H53ZM58 254V253H57ZM67 254V253H66ZM73 253H70V254H67L65 257L66 258H64V259H59V260H62L61 262H60V264H74V263H82V262H84L83 261V259L85 258V256H86V258L88 257V256H90V254H88V255H82V256H80V254L77 256V255H72ZM219 254V253H218ZM97 255H100L101 257V261L100 262H97L96 261V259L98 260V258H97ZM227 255V254H226ZM11 256H13V255H11ZM26 256V255H25ZM30 256V255H29ZM74 256H76V258H82L81 260H77ZM6 257H8V258H6ZM17 257H19V255L17 256ZM31 257V256H30ZM43 257V256H42ZM54 257H57L56 255L54 256ZM53 257V258H54ZM99 257V256H98ZM224 257V256H223ZM20 258V257H19ZM18 258V259H19ZM25 258V257H24ZM26 258H28V257H26ZM25 258V259H26ZM21 259V258H20ZM24 259V260H25ZM64 260H66V261H64ZM88 260V259H87ZM15 261V260H14ZM18 261V260H17ZM19 261H21V260H19ZM22 261H23V258H22ZM21 261V262H22ZM55 261V260H54ZM85 261H86V259H85ZM93 261V260H92ZM13 262V261H12ZM16 262V261H15ZM32 262V261H31ZM42 262V261H41ZM53 262V260H51L50 262H49V264H51ZM57 262L55 261V264H56ZM84 263H86V262H84ZM84 263H82V264H84ZM93 263V262H92ZM151 263V262H150ZM150 263H148V264H150ZM16 264H25V263H16ZM29 264V263H28ZM33 264V263H32ZM47 264V263H46ZM58 264V263H57Z\"/></svg>",
    "mask_w": 264,
    "mask_h": 264
},
{
    "label": "built area",
    "instance_id": "3",
    "mask_svg": "<svg viewBox=\"0 0 264 264\" xmlns=\"http://www.w3.org/2000/svg\"><path fill=\"white\" fill-rule=\"evenodd\" d=\"M249 21H245V23L248 25V22L250 23L251 28L256 29L257 31L264 30V12H254L253 14L249 15ZM244 22H238L237 26H233L229 28V32L234 31H241L242 33L246 31V25ZM251 45L257 46L258 49L264 50V44L262 42V39L259 41L251 42Z\"/></svg>",
    "mask_w": 264,
    "mask_h": 264
}]
</instances>
